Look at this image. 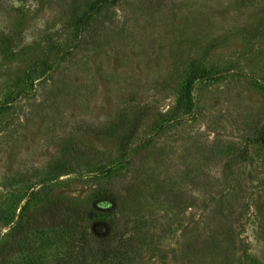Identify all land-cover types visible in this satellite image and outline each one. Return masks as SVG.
Masks as SVG:
<instances>
[{
  "label": "rangeland",
  "instance_id": "obj_1",
  "mask_svg": "<svg viewBox=\"0 0 264 264\" xmlns=\"http://www.w3.org/2000/svg\"><path fill=\"white\" fill-rule=\"evenodd\" d=\"M93 1L0 0V40L25 50L0 53L12 263L44 264L49 246L68 261L41 208L104 188L125 196L126 231L147 224L132 264H264V0ZM195 239L209 244L192 255Z\"/></svg>",
  "mask_w": 264,
  "mask_h": 264
},
{
  "label": "trees",
  "instance_id": "obj_2",
  "mask_svg": "<svg viewBox=\"0 0 264 264\" xmlns=\"http://www.w3.org/2000/svg\"><path fill=\"white\" fill-rule=\"evenodd\" d=\"M115 1L116 0H94L90 6V13H98L105 6ZM83 21L82 19H77L78 23ZM248 33H250L251 36L254 34L250 30ZM16 39L0 40V53L4 54L5 52L16 50H22V53L25 52L23 49V40L21 38ZM204 75L205 74L202 76ZM27 76L31 78L30 73H28ZM123 190L126 195L132 192L130 186H125ZM132 193H134L133 195L135 197L136 192L133 191ZM118 195L113 191H105L103 188L100 189V192L99 190L94 191L89 201L74 202L67 199L65 200L63 197H55L50 199L46 205L41 208L45 215V217L44 215L42 217L43 226L40 227L42 229L41 235L45 239L51 241L50 245H54V247H57V245L64 247L65 250L62 251V254L63 256H68V261L65 262L60 259L59 261L62 262L56 261L55 264H132L135 262L137 256L140 255L141 245L147 234V231L142 234L141 229L143 226L146 227L147 224H142V221L139 219H133L132 221L136 222V224H134L135 226H132L133 228L130 229V232L126 231L127 223L131 220L126 221V219L123 218L124 214H126V210L123 208L125 196L120 193ZM98 197L102 198V200L98 202L97 208L92 206L91 203ZM120 197L123 199L122 201L119 200ZM82 207L86 209L83 211L81 209ZM119 215H121L123 219L119 218ZM78 221L82 224L81 227L78 223H75ZM93 221L99 223L101 227L99 229H94L92 227ZM55 226H59V228L62 226L63 229L62 231H57L58 234H56V237L51 236L52 238L50 239L48 230ZM89 227L90 230L88 229ZM126 232L129 234L126 235ZM7 236V238L0 241V264H16L11 261L12 241L10 242L15 235ZM76 238L77 240H75ZM196 240L197 239H195V241L192 240L190 243V252L192 255L196 252V248L200 251L201 243V245H206V247L209 244L204 243V239L200 241ZM209 240L220 245L221 241L225 242L226 235L218 230ZM150 241L151 237L148 239V242ZM72 243L75 244L77 250L71 249L70 244ZM22 248L23 251L28 252V249ZM46 251H48V257H45L44 264H54L52 258H54L55 254L51 252L50 246ZM56 251L59 252V250ZM50 261H52V263H50Z\"/></svg>",
  "mask_w": 264,
  "mask_h": 264
}]
</instances>
